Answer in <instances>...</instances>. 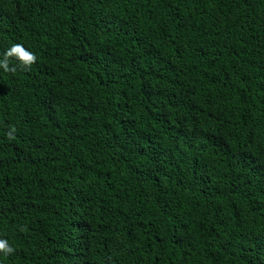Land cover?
<instances>
[{"label": "trees", "instance_id": "1", "mask_svg": "<svg viewBox=\"0 0 264 264\" xmlns=\"http://www.w3.org/2000/svg\"><path fill=\"white\" fill-rule=\"evenodd\" d=\"M16 43L0 264H264V0H0Z\"/></svg>", "mask_w": 264, "mask_h": 264}, {"label": "clouds", "instance_id": "2", "mask_svg": "<svg viewBox=\"0 0 264 264\" xmlns=\"http://www.w3.org/2000/svg\"><path fill=\"white\" fill-rule=\"evenodd\" d=\"M13 59L17 61L18 66L23 70H31L32 65L37 62V56L20 43L13 44L2 56H0V68H3L5 72H15L17 70V65L10 66V62ZM14 132L15 128L13 127L9 132L10 138ZM25 230L26 228H21V231ZM14 251L15 249L9 246L6 240H0V253L8 256Z\"/></svg>", "mask_w": 264, "mask_h": 264}]
</instances>
